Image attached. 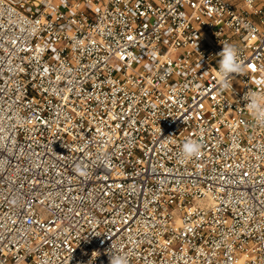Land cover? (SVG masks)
<instances>
[{
  "label": "built area",
  "instance_id": "2783aa9c",
  "mask_svg": "<svg viewBox=\"0 0 264 264\" xmlns=\"http://www.w3.org/2000/svg\"><path fill=\"white\" fill-rule=\"evenodd\" d=\"M249 91L264 0H0V264H264Z\"/></svg>",
  "mask_w": 264,
  "mask_h": 264
},
{
  "label": "clouds",
  "instance_id": "9594fccd",
  "mask_svg": "<svg viewBox=\"0 0 264 264\" xmlns=\"http://www.w3.org/2000/svg\"><path fill=\"white\" fill-rule=\"evenodd\" d=\"M220 56L218 74L222 83H226L227 78L232 74H240L243 72V63L240 59L239 50L231 44L223 45ZM246 109L252 121L258 127H264V91L256 92L249 91L244 96ZM202 143L199 139L189 138L181 146L180 156L182 161L191 160L194 157H199L202 151ZM76 171L81 174H86V169L77 165ZM110 264H127L125 256L109 254Z\"/></svg>",
  "mask_w": 264,
  "mask_h": 264
}]
</instances>
